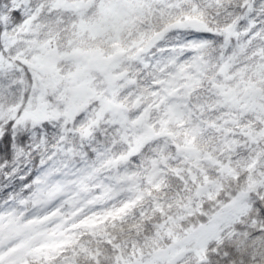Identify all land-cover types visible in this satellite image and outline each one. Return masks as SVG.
I'll return each mask as SVG.
<instances>
[{"label":"snow or ice","instance_id":"1","mask_svg":"<svg viewBox=\"0 0 264 264\" xmlns=\"http://www.w3.org/2000/svg\"><path fill=\"white\" fill-rule=\"evenodd\" d=\"M0 264H264V0H0Z\"/></svg>","mask_w":264,"mask_h":264}]
</instances>
